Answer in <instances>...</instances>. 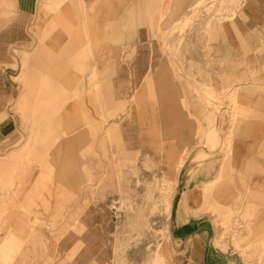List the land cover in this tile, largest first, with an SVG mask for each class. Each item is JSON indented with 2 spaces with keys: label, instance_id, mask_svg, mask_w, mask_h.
<instances>
[{
  "label": "rangeland",
  "instance_id": "1",
  "mask_svg": "<svg viewBox=\"0 0 264 264\" xmlns=\"http://www.w3.org/2000/svg\"><path fill=\"white\" fill-rule=\"evenodd\" d=\"M221 1L146 0L138 13L137 43L94 44L86 26L88 41L76 44L80 50L73 52V42H66L60 55L79 57L35 59L11 45L15 69L19 70L20 57L23 74L16 78L22 90L11 107L18 129L0 141V264H146L157 252L164 254L166 264H186L170 245L168 211L177 197L164 169L166 149L178 150V138L169 135H178L180 123L164 122L168 102L166 106L165 89L158 80V63L163 60H149L148 70L138 78L131 52L171 53L175 58L168 62L177 92L179 64L193 63L186 55L194 52L209 59L212 36L238 8L239 0ZM13 8L12 0H6V23L17 17ZM84 9L81 5L79 10ZM67 22L60 19L55 27L67 32ZM124 23L130 25L131 18ZM2 29L0 40L6 38ZM131 29L136 27L124 26V34ZM3 43L0 48L6 51ZM41 47L38 43L22 50L45 49ZM118 49L124 58L94 57L98 51L109 56ZM0 65L6 67V60ZM203 88L200 99L208 108L214 100L219 99L221 106L229 99L235 112L233 96L223 91L217 97ZM137 104L142 105L140 111ZM183 107L188 110L185 101ZM114 123L119 125L118 135ZM198 124L186 127L197 131ZM205 125L207 133L214 127L208 121ZM206 132L200 129L196 139L188 140L184 156L203 143L210 151L218 148V143L208 142ZM228 137L224 159L230 152L231 132ZM153 141L156 148L150 146ZM24 146L30 148L32 159L20 164L19 158H12L6 166L9 155ZM217 188H206L203 206L215 216L216 244L230 246L237 264L241 260L264 264L263 221L244 207L242 194L225 193L230 202H212Z\"/></svg>",
  "mask_w": 264,
  "mask_h": 264
},
{
  "label": "crops",
  "instance_id": "2",
  "mask_svg": "<svg viewBox=\"0 0 264 264\" xmlns=\"http://www.w3.org/2000/svg\"><path fill=\"white\" fill-rule=\"evenodd\" d=\"M145 3L146 0H12L17 17L6 23V0H0V27L3 28L2 37H6L0 40L6 43V51L0 48L3 51L0 60H6V67L0 65V141L8 139L18 129L11 107L22 90V84L16 78L22 77L23 73L20 57L19 70L15 69L12 44H17L23 53L33 54L35 59L79 57L77 54L60 55L66 42H73L76 48L73 52L80 50L77 45L88 41L86 26L94 36L90 40L94 44L107 41L137 43L140 36L138 13L144 10ZM55 5H58L57 11L52 9L55 12L47 13ZM81 5L85 7L84 11L79 10ZM129 17L130 25L124 23ZM60 19H67L69 31L55 27ZM124 26H135L136 29L124 34ZM142 35L146 41L147 34L143 32ZM211 42L209 59L194 52L186 55V60L192 59L193 63L186 61L184 67L179 64L177 92L168 62L175 58L171 53L132 51V58L137 59L132 70L139 78L148 70L149 60H163L158 63V80L165 89L166 106L168 102V111L163 112L164 122L180 123L178 135H169V138H178V150L166 149L162 145L167 155L166 172L174 158H184L179 171L168 179L170 184H175L177 197L175 206L171 202L169 213L172 249L186 264H237L233 259L236 253L230 246L223 248L216 244L215 216L203 211V206L208 192L206 188L215 186L218 188L212 191V202L227 203L230 202V193L242 194L246 197L244 207L254 211L255 218L264 223V0H242L234 16L224 21ZM38 43L42 44L41 49H45L22 50L34 48ZM94 57L122 59L125 56L124 51L118 49L109 56H102L98 51ZM204 85L217 97L223 91L229 97L233 96L235 112L230 108L229 99H223L221 106L219 99L214 100L208 108L200 99ZM184 101L188 110L183 107ZM137 106L140 111L142 105ZM215 106L220 109L215 111ZM87 112L92 117L91 111ZM211 118L218 133V148L210 151L203 143L184 156L183 148L188 140L196 139V132L200 129L206 132L208 129L205 130L204 126ZM188 123L200 124L197 131H193L186 127ZM113 126L118 135L119 125L114 123ZM230 132V152L224 159L223 144ZM150 146L156 148L157 144L153 141ZM125 149L128 153V146ZM25 150L26 146L9 155L6 166L12 163V158H19L20 164L25 163ZM225 188H228L227 192H224ZM225 193L229 195L226 200Z\"/></svg>",
  "mask_w": 264,
  "mask_h": 264
},
{
  "label": "bare ground",
  "instance_id": "3",
  "mask_svg": "<svg viewBox=\"0 0 264 264\" xmlns=\"http://www.w3.org/2000/svg\"><path fill=\"white\" fill-rule=\"evenodd\" d=\"M221 1V0H219ZM222 2V1H221ZM237 2V1H236ZM242 0H239V2L237 3V5L239 6L241 4ZM218 5V4H217ZM209 124L212 125L213 123V118L209 119ZM206 138L208 140L209 143H212V144H217L218 141H219V138H218V133L216 131V129L212 126L207 135H206ZM30 148H27L26 147V150L24 151V157L26 158V161L27 159H32L31 156L29 155L30 153ZM35 159V158H34ZM183 156L181 157H176L174 158L173 162L168 166V170L166 172V177L167 179H171V176H173V174L177 173L179 171V168L181 167L182 163H183ZM26 169V168H25ZM38 172V171H37ZM35 177V176H34ZM31 180V179H30ZM29 182V181H28ZM22 186V185H21ZM28 188V187H27ZM25 190V189H24ZM30 193V192H29ZM32 193V192H31ZM28 195V194H27ZM23 206V205H22ZM27 208V206H26ZM170 209L171 207L169 206V213H170ZM32 210V209H31ZM28 212V211H27ZM89 212V211H88ZM85 215V214H84ZM88 215V214H87ZM99 216V215H98ZM97 219V217H96ZM102 219V218H101ZM95 220V219H94ZM103 222V221H102ZM100 223V222H99ZM103 224V223H102ZM105 224V223H104ZM86 225V224H85ZM90 226V225H89ZM90 228L92 229V227L90 226ZM96 229V228H95ZM104 230V229H103ZM71 232V231H70ZM69 232V233H70ZM104 232V231H102ZM101 232V233H102ZM72 233V232H71ZM89 233V232H88ZM76 235V234H75ZM79 236V235H78ZM100 236V235H99ZM68 237V236H67ZM92 237V236H91ZM102 237V236H101ZM103 238V237H102ZM105 241V240H103ZM92 242V241H91ZM104 243V242H102ZM106 245V244H105ZM82 246V245H81ZM167 246V245H166ZM7 247V246H6ZM94 247V246H93ZM92 249V248H91ZM169 249V248H168ZM101 250V249H100ZM97 251V250H95ZM79 252V251H78ZM89 252V251H88ZM87 252V253H88ZM102 254V253H101ZM91 255V253H90ZM77 257V256H76ZM98 258V257H97ZM101 260V259H100ZM67 262V261H66ZM73 263V262H72ZM71 263V264H72ZM90 264V263H89ZM146 264H166V259H165V256L162 252H157L156 255L151 259V261L147 262Z\"/></svg>",
  "mask_w": 264,
  "mask_h": 264
}]
</instances>
